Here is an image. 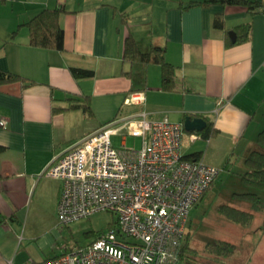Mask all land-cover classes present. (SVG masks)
<instances>
[{"label": "crops", "instance_id": "0c3cea01", "mask_svg": "<svg viewBox=\"0 0 264 264\" xmlns=\"http://www.w3.org/2000/svg\"><path fill=\"white\" fill-rule=\"evenodd\" d=\"M180 3L0 0V69L33 81L26 86L21 81L0 84V120L7 122L0 124V264L54 256L62 182L43 172L70 144L121 114L143 110L150 118L209 119L218 135L206 139L201 130L185 129L183 154L199 153V159L221 167L227 179L243 184L245 160L259 148L257 135L264 129V13L251 14L241 5L183 8ZM55 7L64 9V48L32 45L26 23L42 9ZM217 14L223 16L224 28L213 25ZM247 23L250 39L227 45V30L237 33L235 28ZM130 33L143 51L152 45L166 49L167 59L177 66L173 90L163 89L160 64L123 59ZM71 67L94 74L77 78ZM135 90L144 91L143 103L124 105ZM85 96L90 97L93 116L82 108H68ZM241 200L253 212V203ZM251 224L245 234L255 233L247 239H255L258 248L264 232ZM183 261L180 257L177 264ZM258 262L264 264V259Z\"/></svg>", "mask_w": 264, "mask_h": 264}, {"label": "built area", "instance_id": "2783aa9c", "mask_svg": "<svg viewBox=\"0 0 264 264\" xmlns=\"http://www.w3.org/2000/svg\"><path fill=\"white\" fill-rule=\"evenodd\" d=\"M144 98V91H132L124 105ZM185 134L183 122L150 118L142 110L121 114L70 144L43 172L62 182L59 228L103 210L117 219L87 244L64 246L29 264H177L190 212L223 170L185 157ZM114 135H121L120 146ZM127 135L141 137V146H128Z\"/></svg>", "mask_w": 264, "mask_h": 264}, {"label": "trees", "instance_id": "16d2710c", "mask_svg": "<svg viewBox=\"0 0 264 264\" xmlns=\"http://www.w3.org/2000/svg\"><path fill=\"white\" fill-rule=\"evenodd\" d=\"M214 3H221L224 5H241L246 7L251 14L259 12L264 13V4L259 0H189L186 4L181 0L180 5L183 8H188L197 4L211 5ZM63 10L64 9L60 7L42 9L26 23L30 30V43L32 45L55 49L64 48L65 32L60 23V14ZM213 25L217 28L225 27L224 19L221 14L214 16ZM235 30L237 31L236 40L233 41L228 35L227 45H234L250 39V23L238 25ZM228 33L229 31L227 30V34ZM123 59L131 63L160 64L163 89L173 90L176 87L178 77L177 66L167 59L166 49L164 47L152 45L149 50L143 51L138 46L134 36L130 33L125 38ZM71 71L77 78L88 77L94 74V70L81 67H71ZM11 81H21L23 86L33 82L13 72L0 69V84ZM70 99L73 100L74 98ZM68 108H82L90 116L94 115L90 105L89 96H85L83 101L71 102ZM63 109H65V107H55V111H61ZM218 133L219 129L216 128L213 122L209 119H207L206 126L200 131V134L206 139L216 136ZM257 142L259 144V148L253 149L245 160L248 169L244 173L240 174L242 182L245 183L243 184L246 187L248 186L247 189L253 188V190H249L250 192H246V190H244L242 192H236L235 194L241 198L251 199L250 201L253 203V207L261 209L264 206V199L259 193L264 191V129L258 133ZM1 149H3L2 145H0V150ZM185 157L199 159V153H193ZM219 209L229 219L241 225L247 226L251 224L253 220V212L233 205L222 204ZM97 234L99 235V233ZM207 246L212 253H215L217 256L221 255L225 257L233 255L236 249L234 243L222 239L214 242H208ZM189 250L190 246L188 241H186L183 243L180 257L182 259L186 258L183 253Z\"/></svg>", "mask_w": 264, "mask_h": 264}, {"label": "rangeland", "instance_id": "374dc122", "mask_svg": "<svg viewBox=\"0 0 264 264\" xmlns=\"http://www.w3.org/2000/svg\"><path fill=\"white\" fill-rule=\"evenodd\" d=\"M121 140V135L113 136V142L116 146L121 145ZM126 144L140 147L142 139L138 136L127 135ZM241 162L245 164L244 159ZM236 182L238 181L227 179L226 173L221 172L213 187L206 192L205 197L192 209L187 227L190 232L187 231V235L184 238V242L188 241L190 250L185 252L186 258L182 259L184 264H257L259 260L264 259L262 256L264 255V238L260 246L256 248V240L251 239L253 242L249 243L250 241L247 239V235L254 237L255 233L249 232V234H245L247 226L232 221L219 209L222 204L245 209V201L235 194L236 192L244 191L245 187L243 184ZM253 208L256 220L251 225L256 224L255 226L261 227V231L264 232V211ZM116 219V213L103 210L94 213L91 217L79 219L60 228L56 236L55 248L53 249L54 255L61 253L64 246L70 249L78 245L87 244L98 236L97 233L108 230L110 226L114 225ZM226 219L231 221L229 222ZM227 225L229 228L226 227ZM195 236L197 237L195 238ZM220 239H225L235 244L236 249L233 255L226 258L222 256L220 259L215 258L217 257L215 253L212 255V252L207 248V243ZM200 253H204V256Z\"/></svg>", "mask_w": 264, "mask_h": 264}, {"label": "water", "instance_id": "95a60500", "mask_svg": "<svg viewBox=\"0 0 264 264\" xmlns=\"http://www.w3.org/2000/svg\"><path fill=\"white\" fill-rule=\"evenodd\" d=\"M229 34L233 41L236 40L237 33L234 30H230ZM206 120L203 117L186 116L184 119V127L187 131L202 130L206 126Z\"/></svg>", "mask_w": 264, "mask_h": 264}, {"label": "bare ground", "instance_id": "6f19581e", "mask_svg": "<svg viewBox=\"0 0 264 264\" xmlns=\"http://www.w3.org/2000/svg\"><path fill=\"white\" fill-rule=\"evenodd\" d=\"M126 99V98H125ZM195 117V116H194ZM182 122V121H181ZM184 123V122H183ZM199 131V130H198ZM190 132V131H189ZM191 133V132H190ZM187 134V133H186ZM84 136V135H83ZM200 137V136H199ZM196 138V137H195ZM59 155V154H58ZM185 155V154H184ZM186 156V155H185ZM241 178V177H240ZM244 183V182H243ZM245 184V183H244ZM245 186V185H244ZM246 187V186H245ZM248 187V186H247ZM252 190H253V188H251ZM251 189H248V190H246V192L248 191V192H250L249 190H251ZM254 192V191H253ZM241 199V198H240ZM247 200H249V199H247ZM251 200V199H250ZM227 205V204H226ZM220 208V207H219ZM244 209V208H243ZM249 210V208H246V210ZM254 209V208H253ZM256 210V209H255ZM253 212H254V210H253ZM221 213V212H220ZM91 217V216H90ZM254 217V216H253ZM226 220H228V219H226ZM229 221V220H228ZM231 221V220H230ZM229 221V222H230ZM189 222V221H188ZM226 227H228V225L226 226ZM229 228V227H228ZM197 236H195V238H196ZM190 239H191V236H190ZM225 240V239H224ZM215 241V240H214ZM227 241V240H226ZM229 242V241H228ZM231 242V241H230ZM207 243V242H206ZM233 243V242H232ZM204 245V244H203ZM206 245V244H205ZM211 245V244H210ZM208 247V246H207ZM209 249V248H208ZM210 250V249H209ZM194 251V250H193ZM192 251V252H193ZM196 251V250H195ZM200 252V251H199ZM198 252V253H199ZM204 252V251H203ZM197 253V254H198ZM183 254H185V253H183ZM195 254V253H194ZM201 254V253H200ZM204 253H202L201 255H203ZM220 254H222V253H220ZM212 255H213V253H212ZM204 256V255H203ZM211 256V255H210ZM221 256V255H220ZM219 259H220V257L219 256H217ZM206 258H209V257H206ZM216 258V257H215ZM226 258V257H225ZM229 259V258H228ZM34 262V261H33ZM179 262V261H178ZM177 262V263H178ZM181 262V261H180ZM32 263V262H31ZM29 264V263H28Z\"/></svg>", "mask_w": 264, "mask_h": 264}]
</instances>
